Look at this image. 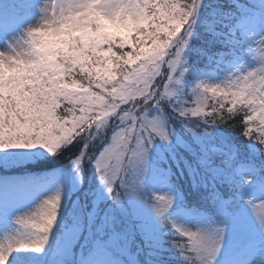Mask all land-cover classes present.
<instances>
[{
    "label": "clouds",
    "instance_id": "9594fccd",
    "mask_svg": "<svg viewBox=\"0 0 264 264\" xmlns=\"http://www.w3.org/2000/svg\"><path fill=\"white\" fill-rule=\"evenodd\" d=\"M0 192V264H264V0H0Z\"/></svg>",
    "mask_w": 264,
    "mask_h": 264
},
{
    "label": "trees",
    "instance_id": "16d2710c",
    "mask_svg": "<svg viewBox=\"0 0 264 264\" xmlns=\"http://www.w3.org/2000/svg\"><path fill=\"white\" fill-rule=\"evenodd\" d=\"M137 239H139V237H137Z\"/></svg>",
    "mask_w": 264,
    "mask_h": 264
},
{
    "label": "rangeland",
    "instance_id": "374dc122",
    "mask_svg": "<svg viewBox=\"0 0 264 264\" xmlns=\"http://www.w3.org/2000/svg\"><path fill=\"white\" fill-rule=\"evenodd\" d=\"M5 195V194H4Z\"/></svg>",
    "mask_w": 264,
    "mask_h": 264
}]
</instances>
